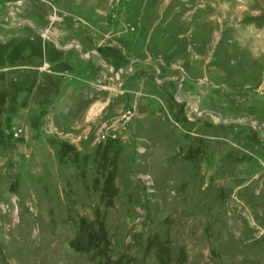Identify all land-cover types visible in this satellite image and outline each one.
I'll use <instances>...</instances> for the list:
<instances>
[{"label":"rangeland","instance_id":"rangeland-1","mask_svg":"<svg viewBox=\"0 0 264 264\" xmlns=\"http://www.w3.org/2000/svg\"><path fill=\"white\" fill-rule=\"evenodd\" d=\"M0 264H264V0H0Z\"/></svg>","mask_w":264,"mask_h":264},{"label":"water","instance_id":"water-1","mask_svg":"<svg viewBox=\"0 0 264 264\" xmlns=\"http://www.w3.org/2000/svg\"><path fill=\"white\" fill-rule=\"evenodd\" d=\"M45 35H47V32H43ZM87 58H89L88 56H86Z\"/></svg>","mask_w":264,"mask_h":264}]
</instances>
